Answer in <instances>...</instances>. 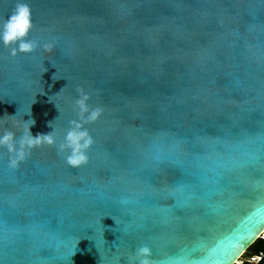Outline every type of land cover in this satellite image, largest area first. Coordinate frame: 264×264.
<instances>
[{"label": "water", "instance_id": "95a60500", "mask_svg": "<svg viewBox=\"0 0 264 264\" xmlns=\"http://www.w3.org/2000/svg\"><path fill=\"white\" fill-rule=\"evenodd\" d=\"M26 2L36 47L0 41V134L34 119L55 143L15 167L0 146V264H138L144 245L236 264L264 230V0ZM72 121L93 140L75 167Z\"/></svg>", "mask_w": 264, "mask_h": 264}, {"label": "clouds", "instance_id": "9594fccd", "mask_svg": "<svg viewBox=\"0 0 264 264\" xmlns=\"http://www.w3.org/2000/svg\"><path fill=\"white\" fill-rule=\"evenodd\" d=\"M32 12L30 5L26 0H17L14 11L8 16V18L0 24V41L5 46L16 44L17 47L11 48V55L15 56L18 52H31L36 44L25 37L28 36L32 28ZM50 45H45L46 49H49ZM88 95L84 93L81 98L76 101L79 107L80 114L83 117L86 113V119L89 121L96 120L101 110L96 108L89 110ZM35 124V120L32 119V123L28 125L26 136H22L17 142L15 133L11 131H4L0 134V146H6L9 153L13 155L10 157V166L15 167L17 164L25 158L27 150L40 146L41 144H54L55 137L52 132L37 133L33 135L31 132V126ZM74 125L65 135V143L60 145L61 150L68 148L70 154L67 156V162L71 166H79L86 163L88 160L87 149L93 143L92 137L86 129L82 128L81 123L78 121H72ZM138 264H154L151 259V249L144 245L137 250Z\"/></svg>", "mask_w": 264, "mask_h": 264}, {"label": "trees", "instance_id": "16d2710c", "mask_svg": "<svg viewBox=\"0 0 264 264\" xmlns=\"http://www.w3.org/2000/svg\"><path fill=\"white\" fill-rule=\"evenodd\" d=\"M263 238L257 239L249 248V255H257L259 253H263L260 260L255 264H264V236ZM241 264H251L247 261V259L243 260Z\"/></svg>", "mask_w": 264, "mask_h": 264}, {"label": "built area", "instance_id": "2783aa9c", "mask_svg": "<svg viewBox=\"0 0 264 264\" xmlns=\"http://www.w3.org/2000/svg\"><path fill=\"white\" fill-rule=\"evenodd\" d=\"M262 238H263V237H262ZM262 255H263V253H259V254H257V255H252V256H250L249 259H247V261H248L249 263H251V264H255V263H257V262L260 260V258H261ZM241 263H242V261H240V262L237 261L236 264H241Z\"/></svg>", "mask_w": 264, "mask_h": 264}, {"label": "rangeland", "instance_id": "374dc122", "mask_svg": "<svg viewBox=\"0 0 264 264\" xmlns=\"http://www.w3.org/2000/svg\"><path fill=\"white\" fill-rule=\"evenodd\" d=\"M262 236H264V232L262 234ZM250 255H249V250L247 249L242 255L241 257L238 259V262L243 261L245 259H249Z\"/></svg>", "mask_w": 264, "mask_h": 264}, {"label": "bare ground", "instance_id": "6f19581e", "mask_svg": "<svg viewBox=\"0 0 264 264\" xmlns=\"http://www.w3.org/2000/svg\"><path fill=\"white\" fill-rule=\"evenodd\" d=\"M263 232H264V230H263ZM263 232H262V234H263ZM238 261V260H237Z\"/></svg>", "mask_w": 264, "mask_h": 264}]
</instances>
